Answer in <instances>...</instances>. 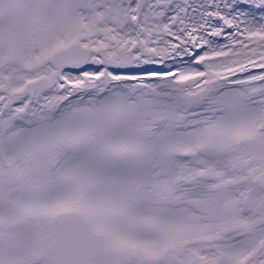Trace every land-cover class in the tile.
Returning <instances> with one entry per match:
<instances>
[{
  "label": "snow or ice",
  "instance_id": "snow-or-ice-1",
  "mask_svg": "<svg viewBox=\"0 0 264 264\" xmlns=\"http://www.w3.org/2000/svg\"><path fill=\"white\" fill-rule=\"evenodd\" d=\"M0 264H264V0H0Z\"/></svg>",
  "mask_w": 264,
  "mask_h": 264
}]
</instances>
